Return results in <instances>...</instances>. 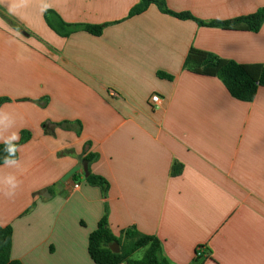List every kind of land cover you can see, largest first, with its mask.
<instances>
[{
  "label": "crops",
  "instance_id": "crops-1",
  "mask_svg": "<svg viewBox=\"0 0 264 264\" xmlns=\"http://www.w3.org/2000/svg\"><path fill=\"white\" fill-rule=\"evenodd\" d=\"M138 2L0 0V98L9 99L0 144L29 138L0 165L10 258L94 264L88 236L105 216L116 237L128 229L155 236L169 264H264V87L241 102L217 78L183 69L191 48L264 64V21L256 33L224 30L154 5L128 18ZM165 3L204 22L264 7ZM47 10L67 24L104 25L102 34L61 37L46 25ZM88 154L95 159L86 162ZM85 167L107 182L105 192L86 183Z\"/></svg>",
  "mask_w": 264,
  "mask_h": 264
},
{
  "label": "trees",
  "instance_id": "trees-1",
  "mask_svg": "<svg viewBox=\"0 0 264 264\" xmlns=\"http://www.w3.org/2000/svg\"><path fill=\"white\" fill-rule=\"evenodd\" d=\"M150 5H154L162 14L172 16L179 20H192L200 26L221 28L224 30H241L256 33L264 21V7L256 12L224 21L204 22L196 19L188 12L176 13L168 9L165 0H139L131 8L128 18L143 13ZM46 25L61 37H68L76 31H83L93 36L102 34L104 25L67 24L52 11L47 10L43 15ZM183 69L191 74L214 77L222 82L228 93L241 102H251L260 87H264V64H238L234 61L224 60L217 56L191 48L184 60ZM157 76L167 80L172 77L158 72ZM8 98H0V107L8 102ZM21 139L11 145L16 146L15 152H9V143L0 144V165L12 161L16 157V148L24 143L28 134L21 133ZM95 159L94 154L85 157L86 162ZM175 168V167H174ZM172 169V174L179 171ZM91 186L99 187L103 192L108 188L107 182L95 175L89 174L85 179ZM124 237V240L122 238ZM12 229L9 226H0V264H22L10 258ZM117 243L119 252L113 253L109 247ZM144 249L140 259H134V254ZM87 253L94 264H169L164 258L160 241L152 235L140 234L136 230H125L120 237L114 236L106 227L105 216L98 222L97 228L88 236Z\"/></svg>",
  "mask_w": 264,
  "mask_h": 264
},
{
  "label": "clouds",
  "instance_id": "clouds-1",
  "mask_svg": "<svg viewBox=\"0 0 264 264\" xmlns=\"http://www.w3.org/2000/svg\"><path fill=\"white\" fill-rule=\"evenodd\" d=\"M11 139H19V134L18 133H14L13 136L11 137ZM15 147L14 145H11V142L9 141V152L13 153L15 152ZM15 178L14 177H10L9 178V183L12 184V187L15 189L16 187V183L14 182Z\"/></svg>",
  "mask_w": 264,
  "mask_h": 264
},
{
  "label": "built area",
  "instance_id": "built-area-1",
  "mask_svg": "<svg viewBox=\"0 0 264 264\" xmlns=\"http://www.w3.org/2000/svg\"><path fill=\"white\" fill-rule=\"evenodd\" d=\"M150 103H151L154 107H156V106L159 105V103H160V98H159L157 95H152V96L150 97ZM77 187H78L77 184L74 185V188H77Z\"/></svg>",
  "mask_w": 264,
  "mask_h": 264
},
{
  "label": "water",
  "instance_id": "water-1",
  "mask_svg": "<svg viewBox=\"0 0 264 264\" xmlns=\"http://www.w3.org/2000/svg\"><path fill=\"white\" fill-rule=\"evenodd\" d=\"M85 174L86 176L88 175V173H86V167L84 168ZM110 251L113 253H118L119 252V246L117 243H113L110 247H109Z\"/></svg>",
  "mask_w": 264,
  "mask_h": 264
},
{
  "label": "rangeland",
  "instance_id": "rangeland-1",
  "mask_svg": "<svg viewBox=\"0 0 264 264\" xmlns=\"http://www.w3.org/2000/svg\"><path fill=\"white\" fill-rule=\"evenodd\" d=\"M143 253H144V249H140V250H138V251L134 254V258H135V259H140V258L142 257V255H143Z\"/></svg>",
  "mask_w": 264,
  "mask_h": 264
}]
</instances>
